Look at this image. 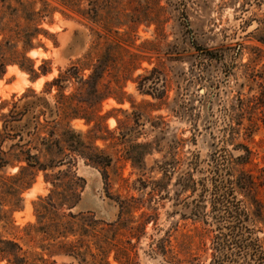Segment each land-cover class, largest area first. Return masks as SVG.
<instances>
[{
    "label": "rangeland",
    "instance_id": "374dc122",
    "mask_svg": "<svg viewBox=\"0 0 264 264\" xmlns=\"http://www.w3.org/2000/svg\"><path fill=\"white\" fill-rule=\"evenodd\" d=\"M24 1L46 10L39 27L48 32L32 40L34 47L26 56L35 69L50 60L51 71L31 80L29 72L7 64L0 78V102L29 88L53 99L56 89L45 94V82L95 43L96 30L107 36L102 26L78 13L91 5L100 10L102 0H81L74 9L69 0ZM118 1L125 12L119 20L136 22H130L129 33L134 47H112L115 55L98 89L113 95L79 108L91 121L69 122L111 164L103 175L77 156L71 171L85 182L76 186L81 198L72 211L91 210L110 222L124 208L125 228L119 237L131 249V264H264V0ZM157 1L163 8L155 6ZM99 14L103 18L104 11ZM111 41L98 40L97 54ZM20 48L14 39L2 46L8 58ZM209 52L214 59L207 58ZM134 64L139 67L133 69ZM154 66L163 78L155 93L164 86L167 90L168 103L159 109L158 101L136 82ZM83 91L84 86L78 89L73 83L64 92L74 94L73 105ZM229 124L238 131L235 144L242 142L248 150L245 164L236 160L242 151L226 141ZM143 142L148 148L137 145ZM143 150L141 162L127 157ZM17 171V166L4 170L9 175ZM236 180L244 190L232 192ZM31 181L21 194L22 209L13 213L18 237L24 236L26 223L36 221L32 202L52 188L42 171ZM187 182L193 190H183ZM154 185L164 186L161 193L152 191ZM145 220L144 228L137 227ZM130 224L140 234L131 238L132 247L125 242ZM26 246L33 248L34 243ZM108 264H120L114 251Z\"/></svg>",
    "mask_w": 264,
    "mask_h": 264
},
{
    "label": "trees",
    "instance_id": "16d2710c",
    "mask_svg": "<svg viewBox=\"0 0 264 264\" xmlns=\"http://www.w3.org/2000/svg\"><path fill=\"white\" fill-rule=\"evenodd\" d=\"M81 0H69L72 9L77 7ZM118 0H102L100 10L104 11L101 18L97 6H92L85 12H78L98 26H102L107 36L101 32H94L97 40L87 50L79 55L75 62L65 69L60 70L58 75L45 82V94H50L52 88L56 89L53 99L46 95H39L29 88L17 98L13 95L11 100L0 102V262L5 264H108V256L114 251V259L120 264H131V249L124 245L119 231L125 228L124 208H121L116 220L107 222L98 218L91 210L72 209L78 205L81 194L76 190L78 184L85 182L83 177L77 176L71 168L77 162V156L82 158L85 164L106 171L111 164V158L104 152L88 144L83 138V133L75 131L69 122L75 118H84L91 121L90 116L79 111L84 105H94L110 95L111 92L100 94L98 84L106 71L108 61L115 55L114 48L132 46L130 31L135 20L130 22L119 20L125 12L119 8ZM33 2L24 0H0V78L5 73L7 64L15 63L20 69L30 74L31 80L41 75L48 74L50 60L44 59L38 69L33 67V61L26 56L27 52L34 47L32 40L39 33L48 35L45 29L39 27L42 17L46 15L45 9L35 10ZM161 9L158 1L155 5ZM77 11V10H75ZM23 21V22H22ZM25 23V25H23ZM122 29V31H120ZM112 38L110 44L105 45L103 52H98V40ZM20 41L21 48L12 53V57H5L2 46L11 40ZM264 43V41H263ZM196 47H199L196 45ZM126 52L137 56L136 52ZM96 53V55H95ZM209 52L207 58L214 59ZM176 59V58H174ZM28 63V64H26ZM132 65L135 69L139 67ZM85 70H89L87 75ZM162 73L156 66L152 67L148 74L138 75L136 82L138 89L157 100L155 108L159 109L167 105V90L163 89L157 93V85L162 81ZM77 84V88L84 86V93H78L76 104L70 101L74 94H65V89L70 84ZM80 85V87H78ZM118 102L124 98L116 97ZM6 108V112L2 110ZM41 118V119H40ZM153 127H156L153 125ZM43 129L45 134L42 135ZM238 131L236 127L229 124L227 142L235 145L242 153L236 157L239 164L246 163L245 144H235ZM142 148H148L149 143L137 144ZM146 154L145 150L137 156H127L133 162H141ZM18 167V171L9 175L5 173L8 167ZM65 166V168H61ZM38 171L44 173L46 181L50 182L52 188L45 196H37L33 203V212L36 221L28 222L22 227L24 236L18 237L15 231L13 213L22 209V192L31 184V179ZM236 180L231 190L242 189L243 186ZM164 186L154 185L153 192L161 193ZM183 190H193L189 182L183 184ZM128 213V212H127ZM130 223H134L133 217ZM149 220L138 223L137 227L145 226ZM206 223L205 220H202ZM128 225V224H127ZM131 235L125 242L132 247L131 238H138L140 234L134 232L135 227L128 226ZM127 229V230H128ZM208 231V230H207ZM132 233V234H131ZM39 235V238L36 236ZM121 235V234H120ZM22 238H27L22 242ZM29 242L34 243L30 248ZM36 248L40 250L37 251Z\"/></svg>",
    "mask_w": 264,
    "mask_h": 264
},
{
    "label": "bare ground",
    "instance_id": "6f19581e",
    "mask_svg": "<svg viewBox=\"0 0 264 264\" xmlns=\"http://www.w3.org/2000/svg\"><path fill=\"white\" fill-rule=\"evenodd\" d=\"M16 70L18 71V69H16ZM11 71H12V70H11ZM11 71H10V72H11ZM12 72H13V71H12ZM0 88H1V87H0ZM1 92H3V91L1 90Z\"/></svg>",
    "mask_w": 264,
    "mask_h": 264
}]
</instances>
